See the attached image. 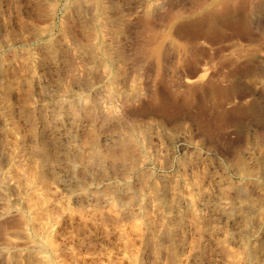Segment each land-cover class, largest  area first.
I'll list each match as a JSON object with an SVG mask.
<instances>
[{
  "label": "rangeland",
  "instance_id": "1",
  "mask_svg": "<svg viewBox=\"0 0 264 264\" xmlns=\"http://www.w3.org/2000/svg\"><path fill=\"white\" fill-rule=\"evenodd\" d=\"M9 81L0 264H264V0H0Z\"/></svg>",
  "mask_w": 264,
  "mask_h": 264
},
{
  "label": "bare ground",
  "instance_id": "2",
  "mask_svg": "<svg viewBox=\"0 0 264 264\" xmlns=\"http://www.w3.org/2000/svg\"><path fill=\"white\" fill-rule=\"evenodd\" d=\"M97 36H101V34L96 33L95 37H97ZM103 41H104V39H103ZM104 54H106L108 56V52L106 51V49H104ZM16 84L17 83L9 81V83H6L5 85H0V94H1L2 99L8 97V95L11 93V91L15 88ZM70 107H71V110L73 111L74 110L73 106L71 105ZM37 148L39 151L42 152V154H43V152L46 153L47 149L45 150L44 146H37ZM39 151H37V152H39ZM49 155L45 154V158H43V160L42 159L36 160L37 162H35V163L32 162L29 165H27V164H23L21 166L16 165L15 169L13 170V174L16 177V185L22 186L26 190V197L25 198H26L27 207L32 212L34 219L36 220V222L38 223V225L41 229L42 234H44V233L48 234L47 228H45L43 225V218H44L43 216L45 215V217H47V219H49L50 213H49L48 207L46 205L47 202H46L45 195L42 192H40L39 189L36 187V183L38 181L40 183L45 182V175L42 171L37 169V165L40 163H43V162H45V163L48 162L49 164L54 163L55 160L53 159V157H49ZM50 156H52V155H50ZM227 211H228V209H227ZM145 219H146V222H150V214L145 215ZM142 224H143L142 221L140 219H138V217H132L131 220L129 221L128 225L126 227L122 228L121 230H119L120 241L123 244L124 250H126V252H129L131 263H135V261H136V256L134 254L135 247H134V244L132 242V239L134 237L140 236L141 231H142ZM46 236L47 235H45V237ZM240 254L241 253H239L237 251L232 252L230 254L232 264H241V262H243V260H242L243 258Z\"/></svg>",
  "mask_w": 264,
  "mask_h": 264
}]
</instances>
